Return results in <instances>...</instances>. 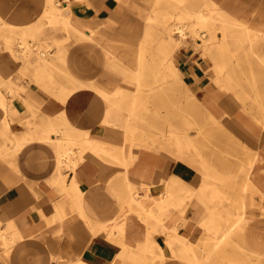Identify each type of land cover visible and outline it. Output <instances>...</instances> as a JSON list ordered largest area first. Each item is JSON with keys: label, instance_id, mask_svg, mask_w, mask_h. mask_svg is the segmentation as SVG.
<instances>
[{"label": "crops", "instance_id": "crops-1", "mask_svg": "<svg viewBox=\"0 0 264 264\" xmlns=\"http://www.w3.org/2000/svg\"><path fill=\"white\" fill-rule=\"evenodd\" d=\"M213 1L227 15L264 16V0ZM69 7L94 32L66 49L60 68L71 82L56 72L51 79L44 68L38 77L23 78L22 65L14 61V97L0 87L5 105H0V264H194L168 233L177 228L193 250L203 238L225 234L230 208L218 207L221 195L212 199L210 194L211 188L221 193V185L211 186L196 171L192 139L186 140L191 152L178 147L166 152L159 140L132 135L134 127L122 111L125 96L136 91L127 64L135 71L142 63L169 65L163 43L173 26L170 17L178 13L171 0H70ZM170 59L193 91L195 85L212 90L188 47L180 46ZM235 113L254 156L245 187L236 195L242 202L245 189L246 207L239 214L232 211L246 225L240 234L237 226L232 232L242 248L264 257V114L253 119ZM69 137L85 145L76 142L80 147L70 151L71 167L60 168ZM128 184L138 193L149 189L142 202L147 209L155 206L161 224L152 228L145 222L136 211L140 207L131 203ZM179 187L185 189L182 204Z\"/></svg>", "mask_w": 264, "mask_h": 264}, {"label": "rangeland", "instance_id": "rangeland-1", "mask_svg": "<svg viewBox=\"0 0 264 264\" xmlns=\"http://www.w3.org/2000/svg\"><path fill=\"white\" fill-rule=\"evenodd\" d=\"M45 1L0 0V8L3 7L4 14L14 13V24L9 25L7 20V25L0 26V87L12 89L14 61H19L22 65L20 76L23 78L29 73L33 78L38 77L37 72L44 68L45 71L51 72V79L56 72L57 75L71 82L60 65L64 63L67 47L84 35L72 23L65 20L62 13H59L61 6L65 3L69 4L70 0H51V5H46ZM205 4H212L219 12L216 3L212 0H171L172 9L178 14L170 17L173 26L170 27L169 33L179 30L178 33H173V36L180 41L181 34L185 37L184 42L182 45H176V42L174 48L172 45V48L169 47L167 50L163 47V55L165 59L169 57V65L165 60L163 64L158 61V64L153 63L151 67L149 65L145 67L142 63L139 67L140 71H135L129 69L127 64L126 74L130 82L135 84L136 91L125 96L127 103L125 102L123 111L130 125L134 127L131 129L132 135L139 137L141 134L147 139L151 138L152 141L159 140L162 143V149L166 152L178 148L191 152L192 144H188L187 147L186 140L194 141V167L196 171L202 173L203 179L211 183V186L221 185L222 192L217 193L221 195V199H217L224 202L217 206L220 208L222 206L224 209L230 208V211H226V223L224 222L223 225L228 227L240 218L235 217L232 211L239 214L242 210L239 196L245 187L247 170L254 156L250 137L235 123V112L244 113L253 119L261 116V112L264 114V108L260 107L261 104L264 105V16H260L259 13L252 16L250 12L229 13L227 16L230 21L222 26L223 29H227L228 35L225 40L227 43H215L214 37L211 38L212 29L216 27L213 26L215 22L210 23L207 20L205 24H199L194 15ZM66 13L69 14L70 11L64 10L63 14ZM215 14L217 13L213 15ZM251 16L255 18V22L250 21ZM73 18L75 19L74 16ZM199 30H206L208 33L206 49L197 48L193 43ZM180 46L188 47V52L198 71L204 73L206 80L211 81L210 92L199 90L198 85H195V91H193L192 86L187 85L188 81L184 79L183 73L180 71L179 75L175 73L170 58L173 51ZM11 49L15 50L14 54L9 52ZM40 51L46 53L45 59L40 58ZM155 70L160 74H149L154 73ZM206 92L210 98L203 96ZM9 93L14 97L13 91L10 90ZM165 135H170L171 140L165 139ZM69 141L72 142H69L70 145L68 143L67 150L59 157L60 168L71 167L70 153H73V147L79 146V143L82 144L81 147L85 145L81 140L73 142L72 137H69ZM87 144L91 145L89 141ZM180 158L186 159L183 156ZM144 190H147L145 191L147 194H144ZM148 191V188H143L142 193L139 194L136 191L134 195L137 200L142 201V196H147ZM238 194L239 196L236 197ZM177 197H180L183 202L184 196ZM131 203L140 207L135 199ZM136 211L145 215V222L152 228L161 224V219L156 218L154 214L149 215L142 209H136ZM245 225L246 220L241 218L234 226H237L235 229H239L238 234L241 227ZM176 229L172 232H176ZM231 232L232 230L222 234L221 250L210 259H206L207 250L213 245L215 237L203 238L195 247L196 250L189 245L187 256L191 255L194 259H190V262L194 261L192 262L194 264H264L263 256L257 257L247 247L242 248L239 237L236 239L235 230Z\"/></svg>", "mask_w": 264, "mask_h": 264}, {"label": "bare ground", "instance_id": "bare-ground-1", "mask_svg": "<svg viewBox=\"0 0 264 264\" xmlns=\"http://www.w3.org/2000/svg\"><path fill=\"white\" fill-rule=\"evenodd\" d=\"M79 1V0H78ZM213 1V0H212ZM84 2V1H83ZM96 2H98V0H96ZM178 2V1H177ZM51 0H46L45 1V4H50L51 5ZM86 3V1H85ZM214 3V1H213ZM96 4V3H95ZM98 5V4H97ZM81 6V5H80ZM93 6V5H92ZM83 8V7H82ZM64 10H69L70 13H66V14H63V11ZM3 7L0 8V26H3V25H7L6 21L9 20V25H12L14 24V13L10 12V13H7V14H4L3 13ZM55 12L58 11V10H54ZM217 13L215 15H213L214 13ZM59 13H62L63 17L65 18V20H67L68 22L72 23L76 29H78L83 35L84 37L86 38H93L94 37V32L92 30H90L89 28L85 27L83 24H81L80 22H78L76 20V18L74 19L73 16H72V12L70 10V7H69V4L65 3L61 6V10L59 11ZM197 18V22L199 24H205L208 20V22L210 23H213L215 22V24H211L213 26H216L215 28L212 29L213 31V34H211V38L214 37V42L215 43H224L226 44L227 42L225 41L226 40V36L228 35L226 32H227V29H223V25L224 23L226 24L227 22L230 21V18L227 16V14H224L222 11H217L212 4L208 5V4H205L203 5L201 8H199L196 13L194 14ZM85 16V15H84ZM82 20V19H81ZM179 29V28H178ZM244 30H247V29H244ZM197 31V30H196ZM179 30H175V32H170L169 33V39L164 41L163 43V47L166 48V50L170 47L172 48V45H173V48H174V43H176V45H182L183 42H184V36H182L181 34L179 35L181 37L180 41L176 40L174 37H173V33H178ZM244 32V31H243ZM245 33V32H244ZM184 34V33H183ZM207 31L206 30H199L197 32V36L193 39V43L196 45L197 48H203L206 49L208 48V39L206 38L207 36ZM206 38V39H205ZM210 38V39H211ZM237 42V40H236ZM12 48V47H11ZM195 49V48H194ZM14 49H11L9 52H12L14 54ZM27 53V52H26ZM22 54V53H21ZM25 54V52L23 53ZM22 54V55H23ZM46 53L44 51H40L39 52V55H40V58L42 59H45L46 58ZM14 56V55H13ZM28 58V57H27ZM220 67V65H219ZM2 98H1V95H0V105L2 107L5 108V105H4V102H2ZM5 110V109H4ZM123 111V110H122ZM6 112V110H5ZM128 125V124H127ZM165 139H167L168 141L171 140V137L170 135H165ZM180 178V177H179ZM207 178V177H206ZM180 181V180H179ZM181 182V181H180ZM169 183V182H168ZM166 184V183H165ZM191 189V188H190ZM129 192H130V195H131V201H134V199L136 200V202L140 205L141 209L146 211V213H148L149 215H153L154 212H153V209H154V205H150V207L147 209L145 208L144 204L142 201L140 200H137L135 195L136 194V191L135 189L133 188V186L131 184H129ZM211 197L213 199V197H215L214 195L217 194V190H215V188H211ZM147 190H144V194H147V192H145ZM167 192H170V195L172 194L171 193V189L168 188V191ZM165 192V193H167ZM175 193V191L173 192ZM140 194V192H139ZM178 195H182L185 197V189L183 188H180L179 191L177 192V196ZM170 197V196H169ZM164 200V199H163ZM169 200V199H167ZM179 204L182 203V199H180V197L177 199ZM153 201V200H152ZM151 201V202H152ZM154 202V201H153ZM163 203V202H162ZM149 205V204H148ZM162 205V204H161ZM164 206V205H163ZM246 207V193H245V190H243V199H242V209ZM166 208V207H165ZM219 209V208H218ZM158 212V211H157ZM245 212V211H244ZM241 219V216L240 218L236 219L230 226H228V229L225 233H229L231 230H233L234 226L238 224L239 220ZM121 231V230H119ZM148 233H150L148 231ZM124 236V235H123ZM168 236L170 239H173L174 241H179L180 242V245H181V248H180V251L182 253V255L186 256L188 255V250H189V245L185 242V240H183L180 236H179V232H178V229H176V232H172V230L169 231L168 233ZM125 237V236H124ZM147 237V236H146ZM216 240L214 241L213 245L209 247V249L207 250V256H206V259H210L213 257V255L217 252V251H220L221 248H220V244L222 243V238L223 236H215ZM150 239V238H149ZM147 240V238H146ZM151 240V239H150ZM138 244V243H137ZM142 246V245H141ZM144 246V245H143ZM145 247V246H144ZM143 247V248H144ZM142 248V247H141ZM142 248V249H143ZM220 248V249H219ZM145 249V248H144ZM196 254H194L195 256Z\"/></svg>", "mask_w": 264, "mask_h": 264}]
</instances>
